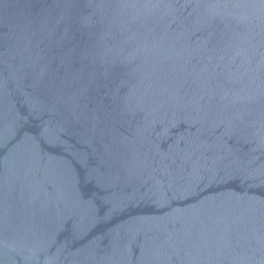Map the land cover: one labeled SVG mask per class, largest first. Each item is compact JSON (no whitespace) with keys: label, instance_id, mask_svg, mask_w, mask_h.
<instances>
[{"label":"water","instance_id":"obj_1","mask_svg":"<svg viewBox=\"0 0 264 264\" xmlns=\"http://www.w3.org/2000/svg\"><path fill=\"white\" fill-rule=\"evenodd\" d=\"M0 264H264V0H0Z\"/></svg>","mask_w":264,"mask_h":264}]
</instances>
